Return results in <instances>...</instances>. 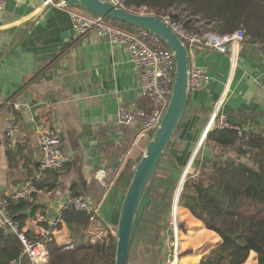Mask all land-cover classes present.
I'll list each match as a JSON object with an SVG mask.
<instances>
[{"label": "crops", "instance_id": "crops-1", "mask_svg": "<svg viewBox=\"0 0 264 264\" xmlns=\"http://www.w3.org/2000/svg\"><path fill=\"white\" fill-rule=\"evenodd\" d=\"M41 1L6 0L0 11V189L11 198L16 186L30 178L36 187L48 191L35 193L31 208L25 210L24 227L31 237L47 228L45 223L53 225L70 195L88 198L99 207L100 215L90 231L112 230L126 172L121 175L120 164L112 175L111 151L135 126L121 132L115 119L121 105L137 106L141 100L136 74L122 45L96 31L76 34L69 7L39 8ZM190 61L207 80L201 89L191 91L178 126L175 141L181 146L174 147L173 155L182 174L177 188L202 159L223 156L204 142L219 103L227 119L239 121L244 128L264 130V56L257 42L245 40L225 52L198 45ZM14 103L27 107L32 124L28 131ZM10 119L17 126V138L6 150L1 138ZM136 122L141 125L143 120ZM46 129L59 132L61 149L71 159L59 169L41 171L38 139ZM174 213L181 230L177 264H199L221 238L187 208L177 205ZM56 230L55 242L71 248L73 238L65 224ZM161 243L165 245V236ZM249 256H255L251 264H257L256 253L250 251Z\"/></svg>", "mask_w": 264, "mask_h": 264}, {"label": "trees", "instance_id": "trees-1", "mask_svg": "<svg viewBox=\"0 0 264 264\" xmlns=\"http://www.w3.org/2000/svg\"><path fill=\"white\" fill-rule=\"evenodd\" d=\"M68 7L73 6L68 4ZM124 7L133 12L144 7L154 15L168 16L198 32L211 31L224 35L239 30L243 41L255 40L264 50V0H124ZM178 7L186 12L188 18L172 11ZM78 10L94 15L83 9ZM105 20L111 26L133 34L140 30L125 22ZM197 22L202 23L205 31L200 30ZM137 106H145V115L152 108L150 101L143 97ZM228 121L241 125L242 133L219 129L207 132L204 139L206 146L223 156L202 159L196 171L186 173L177 205L187 208L206 228L221 238V242L204 255L199 264H243L250 251L256 253L257 264H264V130L244 128L234 119L228 118ZM136 123L131 135L121 141L119 148L111 151L113 161L109 167L112 175L142 129V123ZM179 130L180 127L162 156L145 195L127 264H162L161 242L181 171L173 155L174 147L181 146L175 141ZM138 159L129 158L127 162L134 164ZM126 167L125 162L121 175ZM131 175L132 171L124 191ZM31 205L32 202L27 200L9 198L10 214L21 225L28 216L25 210ZM89 216L86 211L66 206L52 226L45 223L47 227L59 230L65 224L72 238L78 236L71 248L60 247L54 239L49 241L45 264H114L115 239L110 229H105L100 236L90 237L87 229L96 222V218L91 221ZM131 249H134L133 255ZM17 263L31 264L22 253L20 241L0 230V264Z\"/></svg>", "mask_w": 264, "mask_h": 264}, {"label": "built area", "instance_id": "built-area-1", "mask_svg": "<svg viewBox=\"0 0 264 264\" xmlns=\"http://www.w3.org/2000/svg\"><path fill=\"white\" fill-rule=\"evenodd\" d=\"M109 1L116 6L124 7V0ZM5 3L6 0H0V11L4 8ZM49 5L68 7L64 0H42L38 7L44 8ZM68 11L76 34L81 35L89 31H96L109 41L122 45L126 49L129 62L136 74L139 94L150 101L152 108L148 115H145L144 107H138L136 104L121 105L117 110L115 122L122 132L123 129L132 126L138 119H142L143 126L137 137H149L150 132L159 123L171 94L174 59L170 49L158 36L146 30L140 29L137 34H133L111 26L100 15L86 14L75 7H69ZM162 18L186 43L189 54L198 45L225 52L229 46L234 47L243 41L242 33L239 30L224 35L211 31L198 32L188 29L182 22L173 20L168 16ZM262 53L264 56V50H262ZM206 80L207 76L200 68L195 65L190 66L191 91L201 89ZM14 107L19 109V104L14 103ZM214 129L232 130L238 134L243 131L241 125L229 122L227 117L221 114L220 103L214 109L211 125L207 131ZM16 138L17 126L14 120L10 119L6 123L1 138L3 148L6 150L11 149ZM38 143L42 155L39 163L41 171L59 169L71 159L70 155L64 153L61 149L59 132L55 129L42 131ZM47 192L46 189L36 187L34 181L29 178L16 186L10 195V199L32 202L35 193L47 194ZM8 203L9 198L0 189V230L8 235L15 236L20 241L22 253L29 259L31 264H45L48 254L47 243L55 238L57 230L51 227H42L39 229L37 236H29L24 227L25 225H21L18 220L12 218ZM67 204L75 210L89 213V220L95 219L96 206L88 198L80 195H70ZM175 206L177 205L173 206L172 216L165 234V250L169 253L166 254L162 251L163 256L166 257V260L163 259L162 264H176L179 255L178 243L181 230L174 213ZM38 220L44 221V218L39 217ZM170 249H172V252Z\"/></svg>", "mask_w": 264, "mask_h": 264}, {"label": "water", "instance_id": "water-1", "mask_svg": "<svg viewBox=\"0 0 264 264\" xmlns=\"http://www.w3.org/2000/svg\"><path fill=\"white\" fill-rule=\"evenodd\" d=\"M67 4L104 18L133 25L158 36L170 49L174 59L172 89L168 104L156 128L148 137L142 154L132 168L125 189L115 230L114 264H127L130 244L145 195L152 184L155 170L183 118L190 97V54L186 43L160 16L129 11L109 0H64ZM255 41V40H254ZM256 42V41H255ZM25 130L31 128L27 107L19 106ZM181 179L174 205H177Z\"/></svg>", "mask_w": 264, "mask_h": 264}, {"label": "rangeland", "instance_id": "rangeland-1", "mask_svg": "<svg viewBox=\"0 0 264 264\" xmlns=\"http://www.w3.org/2000/svg\"><path fill=\"white\" fill-rule=\"evenodd\" d=\"M172 11L173 12H175V13H179V14H181V16L182 17H185V18H188L187 17V15H186V12L184 11V10H182V8H180V7H178V8H175V9H172ZM136 12H139V13H151V12H148L147 10H146V8H144V7H139V8H137L136 9ZM86 14H88V13H86ZM197 24V26H199V28H200V30L201 31H205V30H203V25H202V23H200V22H197L196 23ZM151 133H152V131L150 132V135H151ZM138 135V134H137ZM148 139V137L146 136V137H136V145L134 146V148L133 149H131V152H129L128 151V153L124 156V158H122V161H121V168H122V166H123V164L126 162V165L130 168V170L128 169V170H125V172H126V174L124 175V177H123V179H122V181H121V186L122 187H124V186H126V184H127V179H129V177H130V173H131V171H132V168H133V165L131 164V163H129V162H127V160L129 159V157H131V159H133V160H136L137 158H139L140 156H141V154H142V151H143V148H144V146H145V144H146V141H147V139ZM135 164V163H134ZM164 168H165V164H164V166L162 167V171L164 170ZM182 171V170H181ZM180 171V175L182 174V172ZM173 206H174V202H173V205H172V208H171V210H170V212H169V214H168V216H167V218H166V227H165V230H164V235L166 234V230H167V228H168V226H169V220H170V218H171V216H172V209H173ZM176 207V206H175ZM175 209V208H174ZM115 214V213H114ZM99 215H100V212H99V207L98 206H96V210H95V218L97 219V217H99ZM116 218V220H117V216L115 217ZM89 228V227H88ZM115 230H116V228L114 229H112V230H110V233H111V235H112V238H114L115 239ZM87 231H90V229H88ZM102 233H105V230H103V229H100V228H95V229H93V228H91V231H90V237H93L94 235L95 236H100ZM56 237V236H55ZM78 238V236H74L73 237V240L75 241L76 239ZM60 245H61V247H63V248H66V247H64V245H63V242L62 243H60ZM59 245V246H60ZM131 246V245H130ZM162 246H163V253L165 252L166 254L167 253H169V251H167L166 252V250H165V245H164V243H161V248H162ZM132 250V255H133V250L134 249H131ZM171 250V252H172V249H170ZM129 251H130V249H129ZM163 253H161V256H163ZM250 253V252H249ZM129 256V255H128ZM163 259L164 260H166V257H164L163 256ZM247 259H248V264H251V263H253V260H255V256L253 257V256H249L248 255V257H247ZM246 259V260H247ZM163 261V260H162ZM128 262V261H127ZM246 262V261H245ZM244 262V263H245ZM243 263V264H244Z\"/></svg>", "mask_w": 264, "mask_h": 264}]
</instances>
